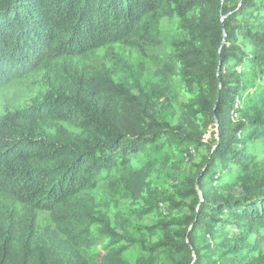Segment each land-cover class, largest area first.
I'll return each instance as SVG.
<instances>
[{
	"label": "trees",
	"instance_id": "obj_1",
	"mask_svg": "<svg viewBox=\"0 0 264 264\" xmlns=\"http://www.w3.org/2000/svg\"><path fill=\"white\" fill-rule=\"evenodd\" d=\"M247 72L264 73V0H0V264H264ZM164 146L195 148L196 171L154 226L115 227L86 192L106 181L122 219L119 170L137 214L161 215L144 184Z\"/></svg>",
	"mask_w": 264,
	"mask_h": 264
},
{
	"label": "rangeland",
	"instance_id": "obj_2",
	"mask_svg": "<svg viewBox=\"0 0 264 264\" xmlns=\"http://www.w3.org/2000/svg\"><path fill=\"white\" fill-rule=\"evenodd\" d=\"M116 49L122 53V55L127 59V61L132 65V68H136L143 64L142 57L130 49L124 48L120 45L116 46ZM147 77L149 80H154V74L157 70V67L154 64H147ZM246 80L248 83V88L242 96V103L247 104L255 92L264 86V73H258L253 75L250 72L246 73ZM178 86L173 85V90H177ZM2 99H0L1 101ZM237 103V102H236ZM239 104V103H238ZM208 136H205L207 139ZM148 161L144 160L143 163ZM200 162L199 153L195 148L188 150L178 149L175 151L171 147L164 146L161 152H157L154 155V158L151 159V164L154 165V173L149 177L147 182L148 189L153 192H163L161 196H165L162 200H165L162 207H160L161 215H147L140 216L137 214L140 207L143 206L142 202L136 201L133 197L129 195V192L126 190V183L128 182L126 173H122L119 170H113L111 175H114L115 178L120 182L119 187L120 197L117 200V207L119 211L122 212L123 217L119 219L116 215L115 208H108V184L106 181L100 182L96 188L93 190H88L85 194V198L88 199L92 197L97 205L98 210L102 214L108 215L115 227L116 223L120 220V223L124 224H134L137 226H154L157 222L161 221L166 214L168 213V208L171 206L168 201L169 198H173L176 195L177 190L181 187L182 182L191 174H193L197 169V164ZM108 185V186H107ZM129 190H132L134 186L129 185ZM142 188H144L142 186ZM167 207V209H166ZM40 222L43 224H49L48 222V213H40ZM119 223V222H118ZM119 230V228H118ZM120 231V230H119ZM205 243L200 242L199 246H203Z\"/></svg>",
	"mask_w": 264,
	"mask_h": 264
}]
</instances>
